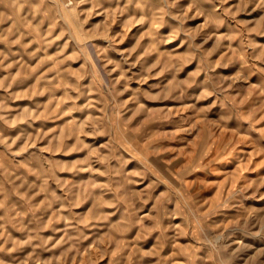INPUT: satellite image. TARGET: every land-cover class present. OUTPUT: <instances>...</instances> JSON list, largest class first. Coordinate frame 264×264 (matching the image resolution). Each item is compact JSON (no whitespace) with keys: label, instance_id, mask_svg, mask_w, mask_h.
<instances>
[{"label":"rangeland","instance_id":"374dc122","mask_svg":"<svg viewBox=\"0 0 264 264\" xmlns=\"http://www.w3.org/2000/svg\"><path fill=\"white\" fill-rule=\"evenodd\" d=\"M0 264H264V0H0Z\"/></svg>","mask_w":264,"mask_h":264}]
</instances>
